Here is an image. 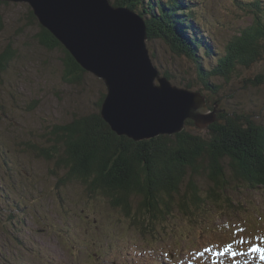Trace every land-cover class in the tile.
<instances>
[{
  "label": "rangeland",
  "instance_id": "374dc122",
  "mask_svg": "<svg viewBox=\"0 0 264 264\" xmlns=\"http://www.w3.org/2000/svg\"><path fill=\"white\" fill-rule=\"evenodd\" d=\"M0 1V53L9 47L16 51L7 68L0 71V145L7 153H0V204L22 217L26 224H19L18 219L19 223L14 221L10 231L21 236L22 244L25 237L29 246L7 242L11 236L2 235L1 240L13 247L0 248V264H264L260 252L251 251L253 247L264 249L262 187L230 190L236 206L243 204L235 217L229 215L231 211L224 203H209L210 215L204 211L192 215L177 205L169 218L159 222L154 233L153 229L141 231L133 223V216H127L114 204L115 195L93 192L81 179L63 181L69 163L47 158L41 148L53 143L60 145L58 134L49 133L54 125H64L98 110L102 115L99 103L104 102L107 88L91 72L84 73L76 83H67L63 50L51 49L42 42L40 34L46 27L31 16L33 7L23 1ZM155 1L142 0L141 5L152 9L153 15L166 13L169 8ZM190 3L200 19H185L192 21L188 25L200 40L188 38L198 45L197 52L203 56L210 54L205 42L208 39L216 55L224 57L231 40L242 35L243 25L253 23L252 17L241 19L242 15L235 14L232 0ZM263 30L259 34L264 36ZM150 41L154 51L151 57L160 76L169 71L175 76L174 84L187 88L190 83L189 89L205 96L206 105V96H210L224 104L225 109L233 107L254 114V121L264 126V82L255 85L249 81L264 74V49L259 45H264L263 41L252 45V52L248 53L251 59H243L242 66L228 80L223 75L209 79L213 86V82L221 85L218 93L204 87L196 64L185 54L171 49L162 39ZM148 46L150 50L149 42ZM204 62L212 64L208 57ZM65 147L59 146L62 152ZM17 158L24 161L22 169L11 160ZM27 177L35 179V184H26ZM112 186L119 192V185ZM126 187L128 201L134 190L131 202L138 206L140 189L131 183ZM18 195H23L21 200H14ZM9 198L12 200L7 203ZM229 246L230 250L225 251Z\"/></svg>",
  "mask_w": 264,
  "mask_h": 264
},
{
  "label": "trees",
  "instance_id": "16d2710c",
  "mask_svg": "<svg viewBox=\"0 0 264 264\" xmlns=\"http://www.w3.org/2000/svg\"><path fill=\"white\" fill-rule=\"evenodd\" d=\"M141 2L142 0H115L116 5H127L140 10L145 17L151 56L154 51L151 50L150 40H164L171 49L185 54L196 64L199 79L204 87L209 91L213 90V93H218L221 85L213 82V86L209 79L223 75L228 80L242 66L243 59H251L248 53L252 52V45L264 42V36L259 34L264 29V0L233 1L244 14L240 16L241 19L252 17L253 23L243 25L242 35L231 40L227 46L228 51L225 49L223 53L224 57L221 54L216 55L214 46L210 45L208 40L205 42L210 54H198V45L190 41L185 32L186 26L183 27L186 20L178 16L181 12L176 1L169 6L175 8L178 15H175V10L169 8L166 13L158 16L153 15V10L141 5ZM30 14L37 20L33 12ZM196 17L199 18V15ZM177 27L181 33L176 30ZM40 37L49 48L58 47L63 50V75L67 83H76L87 73L48 29L44 28ZM259 45L261 50L264 49L263 44ZM15 55L16 51L10 47L0 53V71L7 68ZM205 57L211 58L212 64H206ZM167 73L166 75L176 82L175 76L168 71ZM249 81L255 85L262 84L264 74ZM187 86L191 87V84ZM206 102L211 110H216V120L203 130L196 126L194 120H187L188 128L182 131L136 141L113 130L98 110L75 117L64 125H54L49 133L58 134L59 146L65 145V150L62 152L59 146L53 143L41 148V152L49 159L55 157L62 163H69L70 169L62 177L63 181L81 179L93 192L105 191L106 194L115 195L114 204L127 216H133V223L141 231L153 229L154 233L157 232L156 226L161 220L169 218L177 205L195 215L203 211L207 214L211 209L209 203L220 206L224 203L231 211L229 215L235 217L237 208L243 204L237 203L236 206L230 190H240L243 187L264 188V126L254 121V114L248 111L243 113L233 107L225 109L224 104L219 100L213 101L210 96L206 97ZM101 104L102 102L99 107ZM51 140L55 142L54 139ZM0 153L7 154L2 145ZM11 160L23 168V160ZM0 161L3 163L1 156ZM119 163H123L122 166ZM25 181L26 184H32L35 179L27 177ZM129 183L140 189L139 193L136 192L140 198L138 206L135 207L131 202L134 190L130 193V201L127 199L129 194L125 193ZM112 185H119V192ZM122 192L124 193L120 194ZM13 199L16 200V197ZM11 200L9 198L6 202ZM18 200L20 201L21 197ZM37 203L35 201L33 204L37 206ZM146 215L148 220L145 221ZM18 216L19 213L0 204V248L13 247L7 246L1 240L2 235L6 233L11 236L7 242L29 247L25 237L22 244L21 236L10 231L14 221L18 222L19 219V224L24 222L22 217ZM0 257L3 258L1 251Z\"/></svg>",
  "mask_w": 264,
  "mask_h": 264
},
{
  "label": "water",
  "instance_id": "95a60500",
  "mask_svg": "<svg viewBox=\"0 0 264 264\" xmlns=\"http://www.w3.org/2000/svg\"><path fill=\"white\" fill-rule=\"evenodd\" d=\"M13 1L29 3L37 20L104 82L101 116L117 133L140 141L177 133L188 118L203 128L215 121L204 95L159 75L145 19L135 9L112 0Z\"/></svg>",
  "mask_w": 264,
  "mask_h": 264
},
{
  "label": "snow or ice",
  "instance_id": "6c2138e0",
  "mask_svg": "<svg viewBox=\"0 0 264 264\" xmlns=\"http://www.w3.org/2000/svg\"><path fill=\"white\" fill-rule=\"evenodd\" d=\"M228 250H230V246H229L228 249H225V251H228ZM251 251H252V252H260V254H261V259L264 260V249H261V248H258V247H253V248L251 249ZM233 255H236V253L233 252Z\"/></svg>",
  "mask_w": 264,
  "mask_h": 264
},
{
  "label": "bare ground",
  "instance_id": "6f19581e",
  "mask_svg": "<svg viewBox=\"0 0 264 264\" xmlns=\"http://www.w3.org/2000/svg\"><path fill=\"white\" fill-rule=\"evenodd\" d=\"M33 12V11H32ZM186 125V124H185ZM198 126V125H197ZM182 131V130H181Z\"/></svg>",
  "mask_w": 264,
  "mask_h": 264
}]
</instances>
